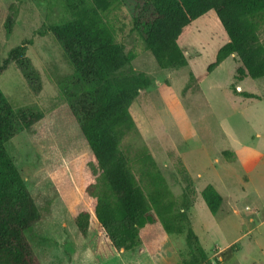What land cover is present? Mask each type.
Listing matches in <instances>:
<instances>
[{"label":"rangeland","instance_id":"374dc122","mask_svg":"<svg viewBox=\"0 0 264 264\" xmlns=\"http://www.w3.org/2000/svg\"><path fill=\"white\" fill-rule=\"evenodd\" d=\"M136 2L115 0L103 13L115 41L136 53L131 68L152 80L129 106L135 126L120 147L140 183L145 177L137 155H152L173 194L176 217L192 229L204 258L186 229L168 234L158 222L140 229L136 248L111 246L94 217L95 198L85 190L99 175L96 161L58 89L72 64L51 32L35 33L69 14L60 0H0V65L11 48L31 39L25 55L41 83L33 91L14 63L0 74V91L15 109L44 114L6 143L41 213L27 232L32 253L40 264H183L193 253L198 264H264V77L237 81L234 55L207 71L227 41L212 10L178 37L186 64L160 68L133 28ZM8 16L15 18L10 31ZM258 34L264 46V21ZM207 184L223 197L216 214L201 197ZM82 211L89 213L84 233L74 222Z\"/></svg>","mask_w":264,"mask_h":264},{"label":"trees","instance_id":"16d2710c","mask_svg":"<svg viewBox=\"0 0 264 264\" xmlns=\"http://www.w3.org/2000/svg\"><path fill=\"white\" fill-rule=\"evenodd\" d=\"M114 1L60 0L69 18L35 32L39 36L51 32L73 67L71 74L58 81V89L99 170L96 182L85 189L96 201L94 217L116 250L136 248L140 229L158 222L168 234L186 229L187 240H194L204 258L192 229L176 217L173 194L152 155L147 150L137 155L145 177L140 183L132 171L130 158L120 147L124 132L135 126L129 106L142 90L151 86L152 80L144 72L131 68L136 53L126 51L114 39L113 29L103 16ZM136 1L133 28L160 68H179L186 64L178 37L185 26L212 10L227 41L218 48L207 71H213L234 55L240 62L236 69L237 81L264 77V46L258 34L264 21V0ZM14 19V16L7 17V31L11 30ZM29 43L31 39L8 51L0 65V74L14 63L36 92L41 89V83L25 55ZM43 115L36 108L15 109L0 91V264H40L32 253L27 232L40 220L41 213L7 152L6 143L28 130ZM82 182L79 180L77 184ZM201 197L207 209L216 214L223 202L218 190L207 184L201 190ZM88 220L86 211L74 219L82 233L88 228ZM199 262L193 253L183 264Z\"/></svg>","mask_w":264,"mask_h":264}]
</instances>
